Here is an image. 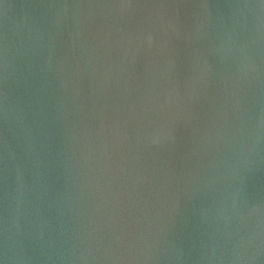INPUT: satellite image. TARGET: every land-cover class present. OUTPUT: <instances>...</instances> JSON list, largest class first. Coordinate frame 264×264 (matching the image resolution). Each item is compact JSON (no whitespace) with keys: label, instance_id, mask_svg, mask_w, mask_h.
<instances>
[{"label":"water","instance_id":"obj_1","mask_svg":"<svg viewBox=\"0 0 264 264\" xmlns=\"http://www.w3.org/2000/svg\"><path fill=\"white\" fill-rule=\"evenodd\" d=\"M0 264H264V2L0 0Z\"/></svg>","mask_w":264,"mask_h":264},{"label":"snow or ice","instance_id":"obj_2","mask_svg":"<svg viewBox=\"0 0 264 264\" xmlns=\"http://www.w3.org/2000/svg\"><path fill=\"white\" fill-rule=\"evenodd\" d=\"M262 2H264V0H262Z\"/></svg>","mask_w":264,"mask_h":264}]
</instances>
